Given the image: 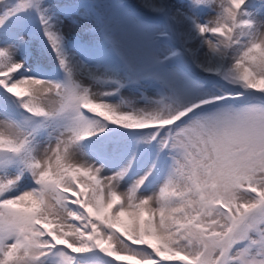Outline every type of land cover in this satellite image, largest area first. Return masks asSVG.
<instances>
[{"label": "snow or ice", "instance_id": "1", "mask_svg": "<svg viewBox=\"0 0 264 264\" xmlns=\"http://www.w3.org/2000/svg\"><path fill=\"white\" fill-rule=\"evenodd\" d=\"M0 264H264V0H0Z\"/></svg>", "mask_w": 264, "mask_h": 264}]
</instances>
